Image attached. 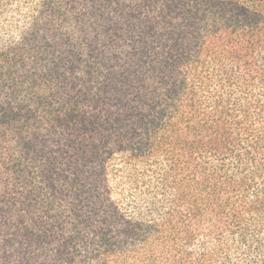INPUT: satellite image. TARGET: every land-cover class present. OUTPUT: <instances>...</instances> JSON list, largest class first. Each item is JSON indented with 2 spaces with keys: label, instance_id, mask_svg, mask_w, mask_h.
Returning a JSON list of instances; mask_svg holds the SVG:
<instances>
[{
  "label": "trees",
  "instance_id": "16d2710c",
  "mask_svg": "<svg viewBox=\"0 0 264 264\" xmlns=\"http://www.w3.org/2000/svg\"><path fill=\"white\" fill-rule=\"evenodd\" d=\"M0 264H264V0H0Z\"/></svg>",
  "mask_w": 264,
  "mask_h": 264
}]
</instances>
